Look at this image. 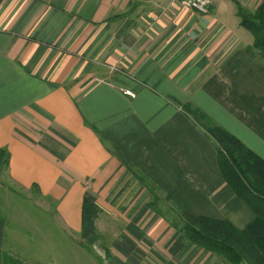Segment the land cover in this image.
<instances>
[{"label": "crops", "instance_id": "obj_1", "mask_svg": "<svg viewBox=\"0 0 264 264\" xmlns=\"http://www.w3.org/2000/svg\"><path fill=\"white\" fill-rule=\"evenodd\" d=\"M258 2L203 14L180 0H0V150L26 197L0 210V249L31 264H230L188 240L173 201L241 229L255 212L183 106L264 159V50L238 17ZM132 169L159 200L111 199ZM86 198L102 246L82 236ZM46 237L59 243L49 260L19 241Z\"/></svg>", "mask_w": 264, "mask_h": 264}, {"label": "trees", "instance_id": "obj_2", "mask_svg": "<svg viewBox=\"0 0 264 264\" xmlns=\"http://www.w3.org/2000/svg\"><path fill=\"white\" fill-rule=\"evenodd\" d=\"M241 24L254 36V46L264 50V0H259L253 12L239 8ZM186 109L203 124L218 150L219 168L235 193L255 212V218L245 228H238L229 219L195 215L178 202L175 207L185 220L181 231L189 241L214 251L232 264H264V159L233 135L201 108L188 103ZM0 150V167L6 164ZM174 199L173 192H168ZM99 206L86 198L82 205V236L87 243L99 239L96 219ZM0 264H31L19 256L0 249Z\"/></svg>", "mask_w": 264, "mask_h": 264}, {"label": "rangeland", "instance_id": "obj_3", "mask_svg": "<svg viewBox=\"0 0 264 264\" xmlns=\"http://www.w3.org/2000/svg\"><path fill=\"white\" fill-rule=\"evenodd\" d=\"M253 10H250V11L253 12ZM238 17L241 18L240 14ZM238 17H237V20H238ZM245 28L247 29V27H245ZM187 107L188 106H183V108L185 109V112L189 114V117L193 120V122L197 126L199 125L205 131V127L203 126V124L198 123V120L195 118V116L193 114H191V112H189V110L186 109ZM4 158L6 159V155ZM4 166H3V168L0 167V210L2 212H4V214H5L6 210H9V209H11V211L14 210L15 208L20 209V203H19V202H21L20 199H24L26 197L23 195L24 194L23 192L19 191L17 185L13 184L7 178V175L4 171ZM122 192H123L125 199H127V200L130 199L133 194L135 195L134 199L142 200V199L148 197V200H150V201H152L153 198L156 200H159V196H160L159 186L156 183H154L153 181H151L142 171L135 170V169L131 170V172L129 174L128 183L126 184V181H123V183L114 192L111 199H116V200L119 199V197L122 195ZM31 195L32 194L29 193L27 195V197L32 198ZM33 195L37 199H38V197H41L40 195L37 197L34 193H33ZM40 201H41V203H43L45 209H48L47 207H51L53 205L52 201L48 200V199L46 200L48 202V204L43 199H41ZM33 202H35V201H33ZM49 202H51L52 205H49ZM41 212L42 211H40V215H41ZM99 213H100V211H99ZM99 213H98V216L100 215ZM42 216L44 218L47 217L43 212H42ZM12 219H13V217L11 218V220ZM54 233L56 235V230H53L52 234H54ZM45 234L47 235V233H45ZM24 237H29V236L24 235ZM19 241L22 244L21 245L22 248L25 247L23 245V241H24L25 244L27 245L26 246L27 248H31L33 251H36V250L41 251L42 253H38V254H41L42 255L41 257L44 260H49L51 257V253H52L53 249H55L59 246L57 238L54 239L53 237H51V239L46 237V238H43V240H40V239L37 240L36 242L39 244V246L37 248L35 247V245L30 244V242H32V241H29V238L28 239L24 238L23 240L20 239ZM60 242L62 243L63 240H61ZM101 242L99 239H97L93 242V244L91 243V246H93V247L102 246L103 243H101ZM217 255H219V254H217ZM219 256H221V255H219ZM221 257L224 260L226 259L223 256H221ZM230 264H232V263H230ZM239 264H247V263H245V261H241Z\"/></svg>", "mask_w": 264, "mask_h": 264}, {"label": "built area", "instance_id": "obj_4", "mask_svg": "<svg viewBox=\"0 0 264 264\" xmlns=\"http://www.w3.org/2000/svg\"><path fill=\"white\" fill-rule=\"evenodd\" d=\"M184 7L192 8L200 13L207 14L209 12L212 0H180Z\"/></svg>", "mask_w": 264, "mask_h": 264}]
</instances>
